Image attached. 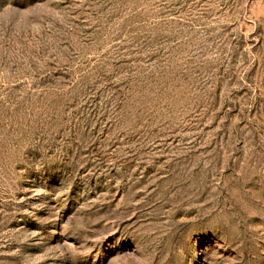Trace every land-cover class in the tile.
<instances>
[{
  "label": "rangeland",
  "instance_id": "374dc122",
  "mask_svg": "<svg viewBox=\"0 0 264 264\" xmlns=\"http://www.w3.org/2000/svg\"><path fill=\"white\" fill-rule=\"evenodd\" d=\"M0 264H264V0H0Z\"/></svg>",
  "mask_w": 264,
  "mask_h": 264
}]
</instances>
